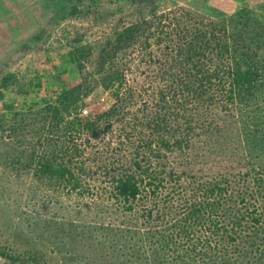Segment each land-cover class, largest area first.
Masks as SVG:
<instances>
[{
	"label": "trees",
	"instance_id": "16d2710c",
	"mask_svg": "<svg viewBox=\"0 0 264 264\" xmlns=\"http://www.w3.org/2000/svg\"><path fill=\"white\" fill-rule=\"evenodd\" d=\"M46 1L48 24L74 12V2ZM240 12L236 17L246 27ZM154 25L144 21L143 28H155L152 39L163 48V59L153 66L147 88L124 89V74H110L104 84L112 87L110 105L86 118L68 111L79 87L61 90L35 115L47 135L45 149L22 148L13 163L73 186L78 172L100 173L109 205L126 212L108 238L117 256L126 247L132 261L150 264H241L247 255L252 260L245 262L264 264V167L245 162L196 173L192 165L188 171L169 165L172 154L188 161L193 141L217 138L221 115L244 112L254 127L264 125V73L254 58L255 40L228 30L223 19L187 10L159 13ZM84 51L70 50L69 61L78 63ZM15 81L12 72L0 75V99ZM22 128L17 123L10 131ZM254 131L244 139L262 147ZM0 258L43 264L3 246Z\"/></svg>",
	"mask_w": 264,
	"mask_h": 264
},
{
	"label": "rangeland",
	"instance_id": "374dc122",
	"mask_svg": "<svg viewBox=\"0 0 264 264\" xmlns=\"http://www.w3.org/2000/svg\"><path fill=\"white\" fill-rule=\"evenodd\" d=\"M73 6L72 15L48 24L46 0H0V75L16 76L0 99V246L32 254L43 264H150L132 261L126 247L121 256L112 252L108 238L113 227L122 226L126 212L109 205L100 173L78 172L73 186L38 174L34 166L21 167L13 163V156L22 148L36 153L45 149L47 135L35 115L61 90L79 87L68 111L86 118L110 105L112 87L104 85L110 74H124V89L147 88L153 66L163 59V48L152 39L159 13L177 9L223 19L228 30L253 38L254 45L259 42L252 50L264 73V0H75ZM240 10L248 18L246 27L236 17ZM144 21L155 28L144 29ZM78 47L85 49L83 57L78 63L69 61L67 53ZM240 113L221 115L217 138L193 141L188 161L179 158L180 153L172 154L169 165L182 171L193 166L196 173L229 171L245 162L247 167H264V144L244 139L256 129V140L264 143V125L260 131ZM17 123L23 128L10 131ZM250 183L246 185L253 187ZM259 195L264 196V189ZM243 258L241 264H250ZM0 264L20 263L0 258Z\"/></svg>",
	"mask_w": 264,
	"mask_h": 264
},
{
	"label": "flooded vegetation",
	"instance_id": "af4514ba",
	"mask_svg": "<svg viewBox=\"0 0 264 264\" xmlns=\"http://www.w3.org/2000/svg\"><path fill=\"white\" fill-rule=\"evenodd\" d=\"M75 0H63V2L66 3H70V2H74Z\"/></svg>",
	"mask_w": 264,
	"mask_h": 264
},
{
	"label": "built area",
	"instance_id": "2783aa9c",
	"mask_svg": "<svg viewBox=\"0 0 264 264\" xmlns=\"http://www.w3.org/2000/svg\"><path fill=\"white\" fill-rule=\"evenodd\" d=\"M79 110L81 111V113H85L86 112V108H79Z\"/></svg>",
	"mask_w": 264,
	"mask_h": 264
}]
</instances>
